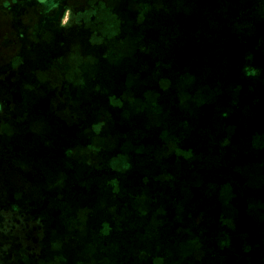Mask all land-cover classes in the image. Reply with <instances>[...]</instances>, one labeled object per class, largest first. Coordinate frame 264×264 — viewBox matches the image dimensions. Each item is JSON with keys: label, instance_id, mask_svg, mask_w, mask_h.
<instances>
[{"label": "rangeland", "instance_id": "374dc122", "mask_svg": "<svg viewBox=\"0 0 264 264\" xmlns=\"http://www.w3.org/2000/svg\"><path fill=\"white\" fill-rule=\"evenodd\" d=\"M56 1L0 0V12L1 9L7 11L11 31L16 38L15 43L11 44V40L4 38V33L1 34L3 44L11 45L0 50V222L4 221L5 228L13 229L15 226L17 234L25 228L26 236L37 237L43 234L48 219L52 225L58 223L57 217L52 219L51 212L59 208L65 216L70 209L67 206L58 207L57 198L68 192L73 193L68 184L75 177L66 168V162L70 160L73 166H78L85 157L71 146L73 141L69 135L73 132L78 135L76 127L84 126L85 122L91 127L90 130L102 133L99 136L93 132L92 140L97 139L102 145L110 147L118 142L120 144L104 151L106 158L102 162H98L102 152L100 146L92 148V179L85 184H90L97 196L88 191L80 198L79 210H84L89 203L91 211L85 231L82 229L79 233L78 223L73 222L75 241H68L69 237L63 243L49 241V244H45L43 240L35 239L21 241L27 252L30 249L38 253L43 245L38 264H58L57 261H63V264H139L138 260L128 261L133 256V250L150 255L152 260L143 264H183L185 261L188 264H239L245 259L251 264H264V217L258 212L235 215L224 227L221 240H218V229L213 226L208 231L200 230L202 226L199 221L216 224L229 218L230 214L220 216L226 212L225 208L220 213L210 208L207 214L193 204L196 203V196L188 199L185 186L180 177L177 178L179 167H174L175 151L172 150L171 160H165L167 152L158 144L161 132L166 129L172 133L175 127L183 123L188 106L167 101L170 104L168 108L173 112L167 118H163L158 111L154 118L141 113L144 102L148 100V95L144 100V93L156 94L168 85L167 74L163 71H159L163 73L162 76L157 74L161 64L174 59L176 63L184 60L194 65L199 63L194 59L201 58V54L196 55L198 51L184 52L173 44V38L172 48L178 50L174 56L154 55L148 49L142 51L138 46L135 48L128 41V37L135 33L137 35L133 42L137 41L138 36L141 42L150 38L148 27L149 30L153 28L151 35L155 39L150 41L152 47L154 43L156 48L163 44L155 37L159 35V27L164 31L179 27L180 30H175L173 35L180 41L186 35L183 29L185 14L191 10V21H187L199 23L198 30L205 31L210 43L215 38L225 42L228 47L225 54L209 53L207 59L212 64L209 69L186 72L185 67L179 71L184 76L182 80L188 79L182 81L180 91L195 99L209 101L208 110L204 113L196 110L193 121L205 137L209 133L205 126L216 127L214 119L219 109L230 107L232 110L234 103L236 105L250 95L243 86L246 85L244 73L249 75V69L245 72L231 70V67L221 69L220 66L227 65L224 57L234 58L247 67L251 63L253 67H259L257 77L264 75V29L262 32L257 30L259 24L264 28V0H181L171 9L167 0H141L138 4L132 0L129 4L131 12L117 9L111 13L103 12L102 26L98 27L99 24L87 20L86 24L91 26L79 29L73 26L65 32H61L58 24L49 20L54 16L51 7ZM84 4L91 9L97 6L90 0H85ZM109 4L115 6L114 2ZM29 8L33 10L31 17L26 16ZM86 14L88 17V12ZM150 17L155 21H151ZM1 19L0 33L3 31ZM118 32L124 35L123 38L116 37ZM100 40L102 45L105 44L103 52L102 45L97 42ZM165 45L167 47V43ZM100 57L104 60L102 63L97 62ZM102 64L107 68H102ZM111 65L112 68H109ZM173 73L178 72L175 69ZM224 77L231 79L227 83L231 85L226 87V95L220 96L214 91V84L222 83ZM169 79L174 81L173 76ZM254 83L261 93L259 83ZM175 87L178 89V85ZM223 97H228L229 103ZM188 105L191 109V105L195 107V102L190 101ZM72 108L78 114H85L79 116ZM75 115L78 117L74 119ZM233 115L240 126H235L233 130L237 145L223 147L224 154L229 158L226 167H234L235 164L243 178L255 176L254 183L260 184L264 179V167L252 156L256 149L244 144L241 137L245 125H250L249 117L246 114ZM260 118L264 126V115ZM226 119L230 121L231 115ZM96 120L98 122L93 124ZM114 127L120 133L118 137ZM137 129H141L140 133ZM215 136L217 132H212L208 138L214 140ZM218 136L216 142L220 144L229 141L223 133ZM186 141L190 147V137ZM141 144L148 146L144 148ZM195 148L202 155L190 157L194 161L215 159L214 153L222 157L214 144ZM209 153L214 157L203 158ZM223 167L218 166L220 172ZM209 168L212 171L210 177H218L216 166ZM160 170L173 174L166 181L162 178L158 181L159 175L162 177L165 174ZM184 170L190 174L188 166ZM199 174L198 168L194 175ZM224 179H228V182L221 183L220 188L211 189L214 194H219L221 202H227L235 190L234 176L230 171L225 173ZM79 184L83 183H75L74 188L77 189ZM187 184L190 185V182ZM239 191L242 192V189ZM187 200L192 202L193 207L191 216L183 222H191V233L182 229L183 217L177 213L179 205H186ZM143 201L148 204L152 218L162 221L161 226L150 227V217L137 210L138 207L142 209ZM234 208L235 204L232 203L227 212ZM24 214V224L20 225L17 222L22 221L20 217ZM100 227L104 228L103 231ZM165 227H168L167 231ZM228 232L231 236L225 237ZM50 234V239L58 240L53 233ZM183 241L210 243L182 245ZM58 251L60 259L54 263L50 259ZM25 258L23 256L21 259ZM69 259H74L73 263H69Z\"/></svg>", "mask_w": 264, "mask_h": 264}, {"label": "crops", "instance_id": "0c3cea01", "mask_svg": "<svg viewBox=\"0 0 264 264\" xmlns=\"http://www.w3.org/2000/svg\"><path fill=\"white\" fill-rule=\"evenodd\" d=\"M93 3H95L97 6H95L93 9H91L88 5H85L84 2L85 0H57L51 7L52 12L54 13V16H51L49 18L50 21L55 22L56 24H58V26L61 29V32H65L67 30L70 29V27H75L76 29L82 28L84 27H89L91 26V24L87 23V20H90L91 23H97L99 24V26H102V14L103 12H113L115 9L117 10H126V11H132L131 7L129 6L130 3H132V0H90ZM130 1V2H129ZM147 1V0H146ZM150 1V0H149ZM181 0H167V5H169V8L171 9L172 6L174 5H178V2H180ZM110 2H114L115 6L112 7L109 3ZM139 2H141V0H134V4H138ZM124 4V5H123ZM127 4V5H126ZM86 12H88V17ZM33 10L32 8H29L26 10V16L29 15V17L32 16ZM171 14V13H169ZM172 15V14H171ZM0 17H2V24L3 26H1L2 28V32L0 33V50L3 51L5 49H7L8 45H11L12 43H15V34L11 31L10 28V19L8 16V13L5 9H1L0 12ZM151 21H155V19L153 17H150ZM23 20V19H21ZM97 20V21H96ZM96 21V22H95ZM87 25V26H86ZM194 27L196 25H193ZM171 28V27H170ZM170 28H168L167 30L165 29H160L159 27V35H155L157 39V41H162L163 44H160L159 47L156 48L155 43L152 47V42L154 41V37L151 35V32L153 31V28H151L149 30H147V34L149 37H147V40H142V42L139 39V36L137 37V41L133 42V39L135 38V36L137 35L135 33L134 36H130L128 37V41L136 48V46L140 47L139 49L142 51H145L148 49V51L150 53H154V55L158 54L160 55H172L174 56L178 50H176V48H172L171 47V34H170ZM186 35L184 34L183 39H181L180 41L178 40L177 47L181 48L184 52L186 53H193L195 51H198L196 53V55L201 54V58H195L194 60L199 61V63H196L194 65H192L190 62L184 61L182 60V62H177L176 60H173V66H169L168 68L164 67L162 64L159 68L158 71V75L162 76L163 73L159 72V71H163L167 74L168 76V85H166V87L158 90L155 93L152 94H148V93H144L143 97L144 100L146 101V95H148L147 97V102H144V109L142 110L141 113H146L149 114V116L151 118H154L155 112H160L163 114V118H167V117H171L173 115L172 109L168 108V106L170 105L169 103L172 102H176L177 104H181L184 103L188 106V113L184 119V122L179 124L177 127H175V130L171 133L170 130L167 131L166 129H164V131H162V136L160 137V143H158L159 145L162 146L163 150L166 151V159L171 160L172 156V150H174V167H179L178 168V173H177V178H179V180L181 181V183L185 186V191H186V197L189 199H191L193 196L195 197V201L197 207H199L202 210H205V212H207L208 214V207H205L206 204H204V200H205V192L202 188V185H205L208 182L214 183L216 185V187L219 186L220 188V184L224 183V182H228V179H224V175L227 171H230V173L233 174L234 176V180L233 183H235V190L234 192L231 193V195L229 196L230 198H228L227 201V205L223 206L222 208H225L226 212L225 213H221V217L227 214H230L229 218H225L220 220L219 222H216V224L214 223H209L206 222V224L203 221H199L201 223V228L200 230H210L211 227L213 226L214 229H218L217 231V236H218V240H221L223 237V229L224 227L227 225V222H231L230 219L234 218L235 215L241 214V213H245L248 214L250 213V215H252L253 211L249 210V204L250 203H255L258 205V207L256 208V213L258 212L262 217H264V179L261 181L260 184H255V176H249V178L251 179H247V178H243L242 175L240 174V169L238 168L237 165L234 164V167H230L227 168L226 164L229 161V158L226 157V155L224 154L223 151V147H225L226 145H237V140L233 134V130L235 128V126H240L238 125L237 121H235V119L233 118V114L236 113L234 111L231 112V110L227 109H219L216 112V117L214 119V124L216 125V127H210V126H205L207 128V131L209 132L205 137H203L202 131L200 128L194 126V116H195V112L196 110H200L201 113H204L208 110L207 105L208 104H204L203 102L208 100H200V99H195L194 97H192L190 94H186L183 93V91L181 88L182 85V81H187L188 79L182 80V78H184L183 75H181L179 73V71H183L184 68L186 67L187 71L190 70H196V71H203L205 68L209 69V67H212V64L210 63V61L207 59V57H209V53H218V55H222L221 53L225 54L226 51L228 50V47L225 45V42L221 41L220 39H214V41L212 43L209 42V40L206 39L207 34H205L204 30L199 29L198 27H195L194 29H192V33L188 32V29L185 30ZM4 33L3 35L5 36L4 38H9V40H11V44H3V37L1 36V34ZM123 33V32H122ZM162 33V35H161ZM192 34V35H191ZM83 35L87 38L90 39L85 33H83ZM103 35V34H102ZM191 35L192 37L195 38L194 44L190 45L187 44V42L189 41L188 36ZM114 36V35H112ZM124 36V35H123ZM123 36L118 32L116 37H121L123 38ZM103 37V36H102ZM92 38V37H91ZM104 38V37H103ZM94 39V38H92ZM150 41H152L150 43ZM98 43H100L102 45L101 40L97 41ZM165 43H167V47L165 45ZM105 45V44H104ZM104 45H102V52L104 51L105 47ZM14 47V46H13ZM12 47V49H14ZM178 48V49H179ZM215 51V52H214ZM102 54V53H101ZM228 55V54H227ZM216 57V56H215ZM224 57V56H223ZM227 60V65H223L220 66L221 69H225V68H230L231 70H242L243 72H245L246 69H251L247 66H245L244 64H240V62H237L236 59H230V57H224ZM220 59V57H219ZM96 61V58H95ZM99 61V63H102L104 60L102 57H100V59L98 60L97 58V62ZM119 63V62H117ZM115 64V63H114ZM62 66H59V68ZM102 68H107V66L105 64L101 65ZM164 67V68H163ZM173 67V68H172ZM112 68V65L109 67ZM176 69V71L178 73H173V71ZM199 69V70H198ZM99 70H102L99 68ZM156 70V69H155ZM245 77L244 80L246 85H243L247 90L250 87L251 84V78L249 77V75H247V73L245 72ZM174 77V81H170L169 78ZM176 76V77H175ZM205 80H207L205 78ZM222 83H216V85L214 84V91L217 92L220 96L226 95V90H224L221 94V88L220 86H230L231 84H227L228 81L230 82L231 79L229 77H224L221 79ZM257 82V81H256ZM191 83V81H190ZM239 83V82H237ZM65 84V83H63ZM207 84V83H204ZM239 84H244V82L239 83ZM176 85H178V89L175 87ZM248 85V86H247ZM66 86V84L64 85ZM170 86V89L168 91V87ZM69 88V87H68ZM59 93V92H58ZM60 95V93H59ZM222 98V97H221ZM249 99V98H248ZM223 100L226 101V103H229L228 101V97H223ZM250 100V99H249ZM248 100V102H249ZM169 103H168V102ZM194 101L195 102V107L193 105H191V109L189 108L188 103L189 102ZM207 103L209 101H206ZM73 110H76L75 108H72ZM71 109V110H72ZM149 110L152 112H149ZM70 113L72 111H69ZM222 112H226L228 114V117L231 115V120L228 121L226 118L227 116L223 117V113ZM238 115H243L246 114L247 117H249V124L250 125H245L244 129L241 132V137L244 140V144H246L249 147H252L254 149H256V152L252 155L255 158V161L259 162V165H261L262 167H264V126H260L258 124L256 125H252L253 122H255L256 120V113L252 112L250 110H248L247 112H237ZM75 114H78L77 110L75 112ZM85 114V113H84ZM82 114H78L79 116L84 115ZM78 115L73 116V118L75 119V117L77 118ZM100 119V116H98V120ZM98 120H96L93 124H96L98 122ZM153 119H151L152 121ZM84 126H80V127H76V131L78 135H74L73 133H70V139H72L73 144L71 146H73L75 148V150L78 152V154H83L85 155L84 159L81 160V163L77 166H73V163H71L70 160H68L66 162V168L68 170H70L71 172H73V174L75 175L74 179H72L68 186L70 187V191L73 193L68 192L67 194H65L64 196H58L57 201H58V207H63V206H67L69 207V211L66 212L65 216H63L62 214L64 212H61L58 208V211L56 212H51V216L52 219H58V223H56L55 225L51 224L50 219L47 220V226H44L43 228V234H38V236L36 237H29V235H25V232H27V229L24 228V231H22L20 234H17L15 232V226L13 229H9L5 228L4 225V221L0 222V264H38V261H41L39 258L41 257V253H42V246L41 245V249L39 250V252L37 253L35 251L32 252L30 249L27 252L25 250L24 245L22 244L21 241H33V239H35V241L38 240H43L45 244H49V241H61L63 243V241H66V238L69 237L68 241H75V236H74V232H73V222L78 223V229H79V233L80 231L83 229L85 231L86 229V221L87 218L89 216V213L91 211L90 208V204L87 203L85 206V209L83 210H79L81 208L80 206V198L84 197L86 192H92V194L94 195V197L97 196V192L93 191V189L91 188L90 184H85L86 181H91V165H92V148L96 147V146H100L101 149V154L99 156L98 162H102V160H104L106 157L104 156V151H106L108 148H113V147H119L120 142H118L116 145H112L110 146H104L101 144V142L97 141V139H91L93 132L97 133L99 136L102 135V133L98 130L96 131H92L90 130L91 127L87 126L86 123L84 122L83 124ZM90 125V124H89ZM201 127V126H200ZM143 128V127H142ZM115 129V127H114ZM113 129V131H114ZM138 132L140 133L139 130L141 129H137ZM116 136L118 137V134H120L116 129ZM172 131V130H171ZM212 132H217V136H215L213 139L211 140L208 138V135ZM219 133H223L225 139L229 140L227 141V143L225 144H220L218 142H216V140L219 138ZM81 134V135H79ZM256 134V136H252ZM173 136V137H172ZM97 137V136H96ZM190 137L191 141L189 143H191L190 147L187 144V139ZM88 139V140H87ZM207 141V143L204 142ZM150 144V143H149ZM208 144H214L215 145V149L217 151H219V153L222 154V157H220V155H216L215 157L213 156V154L209 153L207 155H204L203 158H207V157H214L215 159H211L209 161H194L192 159H190V157H199L200 155H202L201 152L196 151V146L201 145V147L206 148V146ZM143 145V144H141ZM240 145V144H239ZM238 145V146H239ZM145 146H148L145 144ZM145 146L143 145V147L145 148ZM143 148V149H144ZM216 151V152H217ZM80 152V153H79ZM104 153V154H103ZM82 156V155H81ZM217 156V157H216ZM83 158V157H82ZM215 160V161H214ZM112 161V160H111ZM171 162V161H169ZM100 165V164H99ZM223 165V171L220 172L218 166ZM231 165V164H230ZM190 168V174L191 176L189 177L188 175H190L189 173L186 174L188 172V170H184L185 167ZM211 166H216V173H218V177L212 178L210 177V173L212 172L210 170L209 167ZM156 167V166H154ZM198 168L200 169V174L199 175H194L195 173L198 172ZM163 173H165L162 177L161 175H159V179L158 181L162 178L165 181L172 176L173 173H168L165 170H160ZM167 173V174H166ZM221 173H223L221 175ZM101 179V178H100ZM83 184H79L78 188L75 189V183H81ZM190 182V185H188L187 183ZM205 183V184H204ZM251 184H254L256 186H252ZM199 188V189H198ZM218 188V189H219ZM239 189H242V192L239 191ZM247 192V193H244ZM214 201H219V194H214ZM142 199L144 200V196H142ZM186 205L185 204H181L180 209L177 210V213L180 214L184 219H187L191 216V207H193L192 202H190L189 200L186 201ZM234 203L235 204V208L233 210H231V212H227L228 207ZM142 209H140V207L137 208V210H142L143 213H145V215L150 219H151V223H149L150 227L156 226V225H162V221H156V219L152 218V214H150V210H149V206L147 203H145L144 201L142 202L141 205ZM209 206V205H208ZM220 206V205H219ZM222 208H214V211L220 213V211L222 210ZM80 211V212H79ZM5 212V211H3ZM204 212V214H205ZM23 213H20L19 215H22ZM233 214V215H232ZM150 215V216H149ZM232 215V216H231ZM25 217L24 216L21 218L20 220L22 221H18L17 223H19L20 225H23V219ZM34 219V217H33ZM36 220V219H35ZM64 224V225H63ZM189 224H191V222H189ZM187 224L186 222H182V229L185 232L191 233V230L193 228H191V225ZM197 226V224H196ZM26 227V226H25ZM42 228V227H41ZM39 230H42V229ZM72 228V230H71ZM38 229V228H37ZM104 228L100 227V230L103 231ZM166 231L168 230V227H165ZM197 230V228H196ZM259 231V230H258ZM53 233L55 235V237L58 238V240H52L50 239L51 234ZM225 237H230L231 233L228 232L226 235H224ZM80 238V235L79 237ZM84 241H86V237H84L83 239ZM41 241V242H43ZM192 242H197L199 244H209L210 241H183V244H189ZM218 242V241H216ZM214 244V243H213ZM181 246V245H180ZM12 248V249H11ZM11 249V250H10ZM216 249V248H215ZM38 251V250H37ZM219 252V250H218ZM26 257L25 259H21L22 257ZM200 256V255H198ZM202 257V256H201ZM60 259L59 258V251L53 256L51 257L50 260H53L52 262L56 263V260ZM49 260V259H48ZM72 261H74V259H69V263H73ZM58 263V261H57ZM239 264H251L250 261L248 260H244L243 262L239 263Z\"/></svg>", "mask_w": 264, "mask_h": 264}, {"label": "trees", "instance_id": "16d2710c", "mask_svg": "<svg viewBox=\"0 0 264 264\" xmlns=\"http://www.w3.org/2000/svg\"><path fill=\"white\" fill-rule=\"evenodd\" d=\"M192 13L193 12L190 10V11L187 12V15L185 14L186 21H184V23H183L184 31L188 29L189 33H192V29H194L195 27H198V24H199V23L195 24L194 22H193V24H191L192 22H188L187 21V20L191 21ZM193 25H197V26L194 27ZM257 27H258L257 30H259L261 32H262V29H264L262 24H259ZM175 30H180V29H179V27H176V28L175 27L174 28L171 27L170 28L171 38H173V40H174L173 44H177V42L179 40V39L174 38L173 32H175ZM191 35L188 36L189 41L187 42V44H190V45L194 44V41H195V38L192 37ZM171 42H172V39H171ZM172 46L173 45L171 44V47ZM173 65H174L173 61H169L166 64H163V66H165L166 68H168L169 66H173ZM248 66H249V68H251L249 70V72H250L249 73V77L251 78V84H250V87L248 88V91H249L250 95L247 98H245L244 100H242L241 102L237 103L236 105L234 103V107L231 110V112L234 111V112L237 113L240 110H242V112H244V111L247 112L248 110H250L252 112H255L256 113V115H255L256 116V120H255V122L252 123V125L258 124V125L262 126V122L259 121V120L262 119V118H260V116L264 115V75L260 76V77H257L258 76V71H256V70L259 67L258 68L257 67H253V66H251V63H249ZM256 81L259 83V86H260L259 89H261V93H259L258 92V88L255 87V83L254 82H256ZM226 87L227 86L221 87L220 94L224 90H226ZM248 100H249V102H248ZM203 103L207 104V102H205V101ZM228 105L231 106L230 104H228ZM144 107H145V105H144ZM226 109H227V112H228V110H230V107L229 108L227 107ZM226 109H224V110H226ZM222 113H223V117H225V116L228 117V114L226 112H222ZM257 116H259V118H257ZM202 188H203V190L205 192V194H204V196H205L204 197L205 198L204 204L207 203L205 207H208V209H210V208H213V209L214 208H222L223 206H226L228 204L227 202H221L219 198H218L219 201H214V199H215L214 193L211 191V189L216 188V185L214 183L208 182L205 185H202ZM248 207H249V210H251L253 212H256L257 205L255 203H253V202L250 203ZM183 220H184V218H182L181 223L183 222ZM238 236H241V235H238ZM132 252H133V256L131 258L132 261L128 259V261H130V262L138 260L139 264L140 263L143 264V263L148 262L149 260L150 261L152 260L150 255L146 256V255H144L143 252H138V251H134V250ZM62 262L63 261H58V264H63ZM150 264H152V263L150 262ZM183 264H188V261H185Z\"/></svg>", "mask_w": 264, "mask_h": 264}]
</instances>
